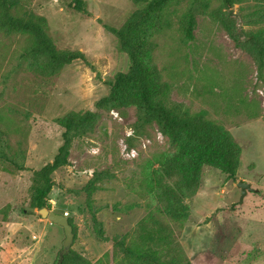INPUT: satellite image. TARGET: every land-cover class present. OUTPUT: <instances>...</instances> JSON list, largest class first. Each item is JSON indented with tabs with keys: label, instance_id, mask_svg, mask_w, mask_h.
Wrapping results in <instances>:
<instances>
[{
	"label": "rangeland",
	"instance_id": "374dc122",
	"mask_svg": "<svg viewBox=\"0 0 264 264\" xmlns=\"http://www.w3.org/2000/svg\"><path fill=\"white\" fill-rule=\"evenodd\" d=\"M27 5L46 19L57 48L79 50L88 63L75 60L44 73L22 57L28 36L0 31V142L9 158L28 168L0 160V264L56 260L64 231L30 207L32 170L51 161L61 143L56 120L92 109L113 75L127 70L126 55L101 23L119 26L139 6L81 0L82 12L74 0ZM187 5L174 2L166 9L168 25L151 34L150 62L167 86L161 98L166 105L203 114L230 133L240 148L236 175L203 167L198 189L184 200L187 219L171 220L161 211L156 181L175 146L155 123L135 126V106L103 113L88 134L73 137L69 163L53 172L47 196L48 210L71 218V248L86 264H143L115 246L114 237L136 251L150 248L159 262L264 264V70L258 73L253 58L207 13L196 16L187 40L179 26ZM227 13L241 40L244 31L264 28V0H243ZM238 181L250 185L242 202ZM154 220L168 227L169 240L141 244L140 223Z\"/></svg>",
	"mask_w": 264,
	"mask_h": 264
},
{
	"label": "trees",
	"instance_id": "16d2710c",
	"mask_svg": "<svg viewBox=\"0 0 264 264\" xmlns=\"http://www.w3.org/2000/svg\"><path fill=\"white\" fill-rule=\"evenodd\" d=\"M131 1L139 6L128 14L121 25L111 26L98 20L103 29L114 36L119 51L126 55L127 70L113 75L107 82V93L93 103L92 109L70 111L56 120L62 128L61 143L51 161L32 170V209L49 208L47 196L54 186L52 174L69 163L68 155L73 137L88 134L103 113L129 106L137 109L135 126L155 123L159 131L175 146V151L161 162L156 181V198L167 218L174 221L187 219L189 208L184 200L198 189L203 167L216 168L229 178L236 175L240 148L230 133L206 119L203 114L182 112L166 105L161 98L165 96L167 86L160 80L155 65L150 62L152 32L168 25L164 13L170 4L185 0ZM186 1L188 5L179 19V26L187 40L193 37L196 16L207 13L220 24L238 47L253 58L258 73L261 74L264 70V28L244 31V40H241L236 33L235 20L227 13L230 7L243 0ZM212 2H217L218 5L211 7ZM74 5L84 12L81 0H74ZM0 31L28 36L30 45L24 50L22 57L44 73L55 74L64 65L75 60L88 63L81 51L56 47L46 30V19L30 10L27 0H0ZM0 160L16 170H28L6 155L1 142ZM68 221L72 225L75 239V226L71 218ZM95 223L98 225L97 235L102 237L101 228L98 222ZM139 226L138 240L141 244L157 245L168 241L171 235L168 227L158 220L152 221L151 226L142 222ZM114 245L133 262L191 264L189 260H184L183 263L159 262L150 248L136 251L125 246L116 237ZM86 263L87 260L71 248L60 264Z\"/></svg>",
	"mask_w": 264,
	"mask_h": 264
},
{
	"label": "water",
	"instance_id": "95a60500",
	"mask_svg": "<svg viewBox=\"0 0 264 264\" xmlns=\"http://www.w3.org/2000/svg\"><path fill=\"white\" fill-rule=\"evenodd\" d=\"M237 186L240 188V197L239 202H242L246 190L250 189V185L243 181H238ZM38 213L46 218L48 221L55 223L63 228L64 238L62 240L61 248L58 251L57 258L54 264H60L63 260V257L70 252L72 242L74 240V233L72 225L69 223L68 218L64 214L56 213L47 208L38 209Z\"/></svg>",
	"mask_w": 264,
	"mask_h": 264
}]
</instances>
